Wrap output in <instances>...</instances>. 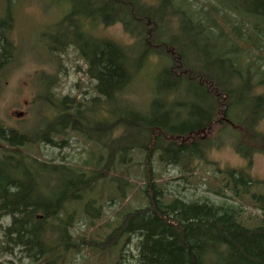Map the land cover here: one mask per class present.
I'll use <instances>...</instances> for the list:
<instances>
[{"label": "trees", "instance_id": "1", "mask_svg": "<svg viewBox=\"0 0 264 264\" xmlns=\"http://www.w3.org/2000/svg\"><path fill=\"white\" fill-rule=\"evenodd\" d=\"M4 1L5 13L0 19V71L15 56V47L9 36L13 27L11 8L18 0ZM149 1L154 2L153 7L146 5ZM212 1L215 4L210 13L220 15L231 8L228 13L241 20L238 26L244 24L245 16L259 20L260 24H255L259 38L250 44L252 49L264 51V0H248L252 2L250 5L233 0L236 6L223 10L218 8L216 0ZM71 2L63 19L64 28L44 39L46 44L54 47L50 51L62 49L64 43L71 41L96 85V100L103 102L102 110L104 108L107 112V120L92 125L97 101L87 110L89 116L86 117V109L81 108V103L76 105L65 98L58 101L59 109L64 113L56 118L48 134L54 139L67 129L83 133L89 143L100 145L103 152L109 150V156L102 154L103 160L97 165L99 172L87 178L85 173L65 165L40 164L20 157L18 153H9L7 149L0 154V218L11 219V224L0 230L3 238L0 249L9 254L19 250L31 264H61L60 249L63 257L71 252L80 254L84 247L102 254L115 248L122 238L136 235V264H264V191L261 194L251 193L252 188L264 189V182L252 180L248 173L250 167L247 170L218 169L224 178L217 196L225 200H228V194L239 199L250 196L261 216L258 218L260 224L255 227L243 222V206L226 202L217 206L207 200L187 202L181 198L167 201L165 190L148 181L142 189V194L149 200L148 207L124 216L122 224L106 242L73 240L69 231L74 215L67 213V218L61 219L67 207L77 204L86 216L94 218L89 198L91 193L102 181L107 182L110 174L115 176L112 173H116L132 153L147 149L151 138V153L157 154L166 165L182 166L183 175L208 148V144H190L188 141L199 133L210 131L219 121L229 120L231 126L243 132L248 144L264 146V135L259 131V124L264 119V93H256L264 88V66L256 65V62L247 63L245 48L238 45L245 41L242 32L231 35L219 30L212 18L202 16L205 8H195L191 0ZM82 17L95 25L122 23L127 28L134 26L138 32L136 35L140 37L139 44L129 50L110 41L96 40L82 30L85 27L79 21ZM176 17L179 18L178 34L181 29H191L203 38L206 47L212 51L206 65L199 66L200 62L192 64L185 48L178 42L180 38H176L177 33L173 35L171 28H167L168 18ZM228 20L224 19L230 25ZM135 31L131 32L134 34ZM216 34L222 39L221 47L212 45L215 38L218 39ZM197 41L195 36L194 42ZM152 56L167 63L157 73L162 87L154 96L150 108L169 109L174 125L159 122L154 117L148 118L121 101L122 94ZM218 61L231 63L234 75L228 80L221 81L216 75ZM185 84L200 95L204 105L196 108L198 105L189 103L193 109L196 108V117H201V121L188 129H181L179 127L183 125L174 116L178 110L186 109L185 104L179 103L181 87ZM175 96L178 98L175 99ZM117 129L122 130V136L105 142ZM236 140V152L249 162V166L254 154H264V148H248L241 138L236 137ZM34 142L17 131L0 126V144L8 148H23ZM124 176L128 178L126 173ZM59 181L61 185L65 182L63 190H58ZM116 181L117 190H122L126 182L123 179Z\"/></svg>", "mask_w": 264, "mask_h": 264}, {"label": "rangeland", "instance_id": "2", "mask_svg": "<svg viewBox=\"0 0 264 264\" xmlns=\"http://www.w3.org/2000/svg\"><path fill=\"white\" fill-rule=\"evenodd\" d=\"M216 1L220 9L236 6V1L233 0ZM239 1L247 5L252 3L248 0ZM191 2L195 8H205L202 16L212 18L220 27L219 30L231 35L242 32L245 41L239 42L238 45L245 48L243 53L247 63L256 62V65L264 66V51L254 50L250 44L259 38L255 32V24H260L259 20L245 16L242 21L244 24L238 26L241 20L239 17L236 19L234 14L228 13L232 11L231 8L220 15H215L209 12L215 4L212 0H191ZM71 5V0H18L12 5L13 27L9 38L15 47V56L0 71V126L17 131L36 142L23 148L12 149L0 144V154L7 149L9 153H18V156L30 161L47 165H65L76 172L85 173L87 178H92L96 172H99L97 165L99 166V161L103 160L102 154L109 156V150L103 152L100 145L95 142L89 143L80 132L67 129L62 134L56 135L54 139L48 134L56 118L64 113L60 111L58 101L65 98L76 105L81 103V108L86 109V117L89 116L87 110L94 101H97L93 109L95 114L92 125L98 124L103 119L107 120V112L104 108L102 110L103 102L96 100L98 98L96 85L88 75L87 66L80 59L75 47H70L74 46L71 41L64 43L62 49L50 51L54 47L46 44L44 39L45 36L55 35L64 28L63 19ZM146 5L153 7L151 5H154V2L149 1ZM5 8V1L0 0V19L4 16ZM222 18L229 19L230 25ZM79 21L85 25L82 30L96 40L110 41L129 50L139 44L140 37L136 35L138 32L134 30V26L127 28L122 23L111 26L99 23L95 25L83 17ZM167 22H169L167 28H171L172 34L175 35L178 31L179 18H168ZM131 31H135L134 34ZM177 35L176 38H180L178 42L185 48L190 62L194 65L200 62L199 66L206 65L212 51L206 47L203 38L187 28L181 29V33ZM217 35L218 39L215 38L212 45L221 47L222 39L219 34H216V37ZM195 36L197 42H194ZM174 41L176 44V39ZM166 63L157 56L149 57L140 74L135 76L122 94L121 101L128 103L135 111L148 118L154 117L159 122L172 123L173 119L168 114L171 112L169 109L150 108L154 96L162 87L157 73L166 66ZM216 75L221 81L231 78L234 75L231 63L218 61ZM195 92L189 85L185 84L181 87L179 103L185 104L186 109L178 110L174 116L176 120L179 118L178 123L183 125L179 127L181 129H188L201 121V117H196L195 109L202 107L200 105H204V102ZM256 93L263 94L264 88L258 89ZM160 99L164 101L163 97ZM189 103L198 107L193 109ZM259 131L264 135V119L259 124ZM122 134V130L117 129L108 136L109 138H105L106 141L103 140L105 142L117 140ZM236 137L241 138L248 148H264L260 144H248L243 132L231 126L229 120L219 121L210 131L199 133L194 139L192 138L193 141H188L190 144H208V148L200 160L192 163L186 175L181 173L182 166L166 165L161 162L157 154L151 153L152 148L149 146L152 142L151 138V142L146 146L147 149L132 153L130 159L126 160L116 173H112L115 176L110 174L107 182L102 181L91 193L89 198L93 206L94 218L86 216L83 208L77 204H70L66 213L61 215V219H66L67 213L74 215L69 234L76 242L84 239L99 244L104 243L122 224L124 216L148 207L149 200L142 194V189L150 181L165 190V194L168 195L167 201L181 198L187 202L207 200L217 206L224 202L243 206L245 210L242 216L243 222L249 227H255L260 224L258 218L261 216L258 206L251 201L250 196L239 199L228 194V200L217 196L224 178L218 173V169L247 170L250 167L248 173L252 180L256 183L264 182V154H254L249 166V162L236 152ZM125 173L129 179L125 178ZM119 179L126 182L120 191L117 190L116 181ZM58 186V190H63L65 182L61 185L59 181ZM263 191L262 187L251 189L252 194H261ZM10 224V218H0V230ZM2 242L3 238L0 236V245ZM137 244L138 238L133 235L130 238H122L120 244L112 250L103 252V255L89 247H84L80 254L71 252L65 257L61 249L58 252L62 260L61 264H136ZM0 264H31V262L26 260L19 250L9 254L0 249Z\"/></svg>", "mask_w": 264, "mask_h": 264}, {"label": "flooded vegetation", "instance_id": "3", "mask_svg": "<svg viewBox=\"0 0 264 264\" xmlns=\"http://www.w3.org/2000/svg\"><path fill=\"white\" fill-rule=\"evenodd\" d=\"M70 47H74V46H70Z\"/></svg>", "mask_w": 264, "mask_h": 264}, {"label": "water", "instance_id": "4", "mask_svg": "<svg viewBox=\"0 0 264 264\" xmlns=\"http://www.w3.org/2000/svg\"><path fill=\"white\" fill-rule=\"evenodd\" d=\"M20 116H22V115H20ZM204 133V132H203Z\"/></svg>", "mask_w": 264, "mask_h": 264}]
</instances>
